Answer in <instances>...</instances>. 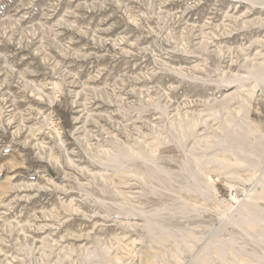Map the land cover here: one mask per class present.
I'll list each match as a JSON object with an SVG mask.
<instances>
[{
	"label": "rangeland",
	"instance_id": "374dc122",
	"mask_svg": "<svg viewBox=\"0 0 264 264\" xmlns=\"http://www.w3.org/2000/svg\"><path fill=\"white\" fill-rule=\"evenodd\" d=\"M261 72L264 0H0V264L168 256L162 239L142 242L139 216L126 227L128 217L107 211L102 196L132 209L186 196L222 221L224 202L169 181L181 183L177 168L195 159L218 163L226 134L239 136L236 149L248 146L249 123L257 130L250 146L264 157V94L253 80L236 81ZM126 158L168 175L114 176ZM227 181L250 184L216 181L234 205ZM254 200L264 209V197Z\"/></svg>",
	"mask_w": 264,
	"mask_h": 264
},
{
	"label": "bare ground",
	"instance_id": "6f19581e",
	"mask_svg": "<svg viewBox=\"0 0 264 264\" xmlns=\"http://www.w3.org/2000/svg\"><path fill=\"white\" fill-rule=\"evenodd\" d=\"M250 1L258 2L259 0ZM261 73H251L249 76L240 77L236 81L253 80L264 94V73ZM220 81L225 83L227 80L222 78ZM247 127L248 137L245 141H248L246 142L249 144L248 146L240 145L236 149L234 143L239 144L241 142L239 141V136L237 137L230 133L226 134L221 139V143H219L218 151L212 157L218 163L212 164L211 162L212 165L206 163L207 166H204L202 165L203 158L195 159V164L191 165L192 167L186 171L183 168L185 164L183 167L179 165V168H177L178 170L182 169L184 172V178L181 183H177V180L172 179V182L169 181L170 183H176L179 189L189 194L191 192L197 194L202 198V201L208 194L224 202L226 206L220 211L221 214H225L222 221L218 222L219 219L215 215L206 217L205 213L209 211V208L204 205V202H199L201 205H192L190 198H185L186 196H183L177 203H169L170 205L165 204V206H155L154 208H151L150 205V209H132L127 202L124 203V201H118V199H111L106 196L100 197V202L108 209L107 211L113 214L117 213V215L120 214L122 222L128 217V221L125 222L128 224L125 225L128 228L133 227L131 223L129 225V222H133L130 217L139 216L146 223L144 230L138 232L142 242L146 238L154 240L155 237L163 240L168 256L160 257L158 264H264V209H258L257 206H260V203H255L254 200H263L264 197V157L262 156V158V154L260 155L254 147L250 146L256 142V139L249 136L253 135L257 130L255 131L252 128L253 124L251 123ZM180 130L182 132V128ZM133 160L135 159L126 158L124 161L120 160L118 162L119 166L115 169L116 173L114 171L113 175L115 176L122 171L126 177L129 176L130 178L132 176L135 177V180L139 179L149 182L162 180L168 175L167 170L162 169L153 161L149 160L147 162L144 160L145 162L142 164L136 161L135 163ZM211 171L218 172L213 174ZM200 176L209 178L211 183L204 182L203 184ZM221 177H236L244 179L250 184L248 190H246L232 181H227L235 200L234 205L220 196L215 183ZM246 191H251L249 199L240 200V195L245 194ZM123 193L122 197H125ZM127 233L129 234V232ZM169 240L173 241L175 249L169 245L167 242ZM151 257L155 258L150 252H144V255L140 257V263L146 264ZM123 263L121 261L118 264Z\"/></svg>",
	"mask_w": 264,
	"mask_h": 264
}]
</instances>
